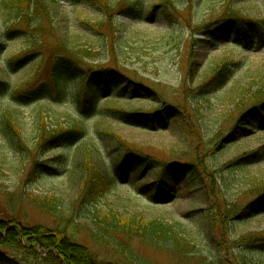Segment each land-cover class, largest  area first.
I'll return each mask as SVG.
<instances>
[{"label": "rangeland", "instance_id": "obj_1", "mask_svg": "<svg viewBox=\"0 0 264 264\" xmlns=\"http://www.w3.org/2000/svg\"><path fill=\"white\" fill-rule=\"evenodd\" d=\"M12 1L0 0V79L9 83L8 92L0 97V220L5 222L17 216L26 226L52 227L54 222L33 206L30 196H55L67 206L77 197L83 170L90 160L112 174L110 167L118 154L112 134L127 141L133 149L142 148L146 154L156 156L157 159V155L165 158V151L168 158L170 152L185 151L190 147V137L185 136L172 121L169 122L168 130L157 132L148 126L132 125L120 116L107 112L113 106L125 111L155 110L158 106L155 98L146 100L139 92L130 97L143 100L133 102L107 100V97L115 96L121 89L112 88L102 93L95 116L89 119H81L72 98H67L61 104L50 100L30 104L15 102L11 96L15 89H19L37 72L42 80H46L54 55L62 54L65 48H87L91 51L87 56L88 63L108 64L134 80L143 81L167 105L188 107L196 121L194 143L200 139V144L204 146H208L209 142L220 135L230 133L240 118L237 107L241 101L251 91L261 86L264 88V41L261 45L257 44L256 35H253L252 41L257 46L251 50L236 45L243 37L241 34L237 38L233 37V28L228 34V40L220 41L212 47L210 43H200L204 38L202 33H194L186 26L169 28L162 19L133 21L118 14L107 17L87 3L75 6L64 0H48L52 11L50 20L38 5V12L27 30L26 25L19 21L17 10L10 4ZM112 1L116 3L119 0ZM237 1L245 16L264 19V0ZM144 3L149 8L157 1L144 0ZM195 14L205 20L207 9L201 7ZM259 33L264 38V29ZM26 53H31L33 58L22 65L19 59ZM18 60L20 62L14 65L15 70L9 67L10 61L15 63ZM224 60L229 63L241 61L242 64L234 69L231 80L224 88L196 101L201 88ZM74 87V82L68 83L69 90ZM125 91L129 93L128 89ZM194 108L197 116L191 112ZM7 114L13 118V124H17L19 131L16 134L26 144L28 153L24 149L19 150L4 134L3 120ZM41 116L46 118L50 126L63 123L69 127V119L79 120L85 136L75 145H66L64 148L57 146L49 153L37 152ZM263 145L264 130L223 148L215 159L210 157L209 164L220 174L222 171L219 170L229 161ZM58 157H65L66 160L61 161ZM41 165L54 167L57 172ZM129 166V176L132 178L131 163ZM37 169L39 172L35 174ZM220 177L222 188L217 192L221 198L220 204L216 201L218 212L230 214L233 209L242 210L256 198L248 196L252 183L264 180V160L247 169L223 171ZM142 183L145 181L129 184L125 180L117 181L94 208L115 211L126 218L157 219L170 223L196 241L197 249L202 254L217 257L211 243L210 207L205 203L202 191L194 196L185 193L181 186V193L174 202L162 204L139 189ZM232 223L229 224L226 236L234 241L249 232L264 231V214L250 220L237 221L235 226ZM216 233L221 234V228ZM88 238L82 235L78 242L92 247L93 243ZM134 250L152 263H171L165 252H157L140 243L134 244ZM107 257L106 252L102 253L99 261L103 262ZM257 257L264 262V253Z\"/></svg>", "mask_w": 264, "mask_h": 264}, {"label": "trees", "instance_id": "obj_2", "mask_svg": "<svg viewBox=\"0 0 264 264\" xmlns=\"http://www.w3.org/2000/svg\"><path fill=\"white\" fill-rule=\"evenodd\" d=\"M64 1L75 6L87 3L105 13L107 17L118 14L133 21L162 19L169 28L186 26L194 33H202L204 38L200 43H210L212 47L220 41L228 40L232 28L235 32L233 37L237 38L240 34L243 37L242 41L236 43L240 48L251 50L264 41L259 35L264 29V19L245 16L238 7L237 0H156L157 3L149 8L144 0H119L116 3L112 0ZM10 4L17 10L19 21L26 25L27 30L38 12V5L44 9L48 20L52 16L48 0H13ZM201 7L207 9L205 20L195 14ZM253 35L257 36V44L252 41ZM90 52L87 48L73 47L65 48L62 54H55L46 80L40 78L39 72L35 73L24 85L15 89L11 95L12 99L19 104L42 100L61 104L67 98H72L80 111L81 119H89L95 116L102 93H107L112 88L121 89L115 96L107 97V100L133 102L143 100L131 99V94L139 92L147 98L146 100L155 98L157 108L141 112L125 111L113 106L107 109V112L120 116L132 125L148 126L150 130L157 132L168 130L169 122L172 121L185 136L190 137V147L185 151L170 152L168 158L165 151L166 157L157 155L158 160L156 156L146 154L142 148L133 149L127 141L112 134L118 150L110 167L112 174L90 160L86 168L82 169L80 191L67 206L62 199L55 196L29 195L33 206L54 222L52 227L26 226L17 216L11 217L9 222L0 220V264H156L134 250L136 243L157 252H165L170 264H264L257 257L258 254L264 253V231L249 232L234 241L226 236L230 222L235 226L237 221L250 220L264 214V180L252 183L248 196L256 198L244 209H233L230 214H225L218 212L216 206V201L219 204L221 201L217 192L222 188L220 175H223V171L234 172L259 164L264 160V145L232 159L219 170L222 171L220 174L209 164L210 157L215 159L223 148L264 130V88L261 86L256 91H251L248 97L241 101L237 107L240 118L230 133L220 135L209 142L208 146H204L200 144V139H196L194 143L196 121L190 115L188 107L167 105V102L143 81L134 80L108 64L88 63L86 60ZM30 54L26 53L19 59L22 65L33 58ZM19 60L15 63L10 61L9 67L15 70L14 65L18 64ZM241 64V61H222L195 100L199 102L202 97L224 88L231 80L234 69ZM69 82L75 83L71 90L68 89ZM8 87L9 83L0 79V97L8 92ZM127 89L129 93H126ZM194 109H191V112L197 116ZM43 116L36 143L37 152L49 153L57 146L64 148L66 145H75L84 138L85 132L79 120L69 119V127L63 123L50 126ZM13 121L10 114L4 116L3 132L19 150L24 149L28 153L26 144L21 142L22 138L16 134L19 129ZM245 122H248L247 125ZM57 159L66 160L65 157ZM130 163L133 168L132 178L129 176ZM41 167H46L47 170L50 168L47 165ZM81 167L83 168L82 164ZM51 169L52 172H57L54 167ZM148 171L150 172L147 173ZM38 172L37 169L35 174ZM31 174L33 175L34 171ZM121 180L128 184L145 181L139 189L162 204L174 202L181 193V186L185 193L194 196L202 191L205 203L210 207L209 218L213 236L211 243L217 257L202 254L197 249L196 241L170 223L157 219L126 218L115 211L94 208L98 200ZM219 228L221 234L216 233ZM82 235L89 237L93 243L92 247L78 242ZM105 252L108 255L107 260L99 261Z\"/></svg>", "mask_w": 264, "mask_h": 264}]
</instances>
